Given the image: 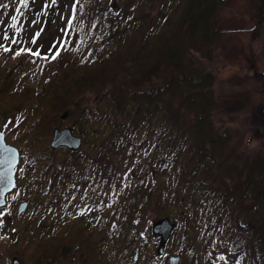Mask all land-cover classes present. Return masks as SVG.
Instances as JSON below:
<instances>
[{"label": "trees", "instance_id": "1", "mask_svg": "<svg viewBox=\"0 0 264 264\" xmlns=\"http://www.w3.org/2000/svg\"><path fill=\"white\" fill-rule=\"evenodd\" d=\"M225 2L0 0V116L14 107L36 144L59 114L81 111L79 150L30 141L20 156L32 216L14 215L8 243L23 259L33 247V264H168L149 245L154 213L176 220L181 264H264V156L218 125L243 102L213 90L227 66L264 93V70L218 23ZM249 2L244 32L257 40L264 0Z\"/></svg>", "mask_w": 264, "mask_h": 264}, {"label": "rangeland", "instance_id": "2", "mask_svg": "<svg viewBox=\"0 0 264 264\" xmlns=\"http://www.w3.org/2000/svg\"><path fill=\"white\" fill-rule=\"evenodd\" d=\"M67 13L68 11L66 12V15ZM254 22L255 16L249 0H226L218 16V23L221 28L230 32L233 31V35L236 36V41L243 40L249 57H253L256 60L258 68L264 70V35H261L259 39L254 40L252 39L250 33L244 32V30L249 29ZM63 27L64 21H62V18L59 17L55 24H53V27L48 29L45 33L46 46H48L56 36L61 34ZM32 42L33 41H31V43ZM234 75V70L232 71L230 67L226 66V68L220 70L218 72V79L215 81L213 86V90L220 101H233L232 99H236L241 100L243 103L240 109L231 113H224L221 116L218 125L223 127V131L225 133L230 130L231 135H233V138L240 149L247 152L258 151L262 156H264V93L261 83L252 78L244 80L240 77L237 78V76L234 77ZM239 79H242V81L240 80L241 82L236 83ZM95 100L96 96L94 94L86 95L83 99L84 105L81 109L87 107L91 103H94ZM13 108L14 107L9 106V110L0 116V130L5 133L6 141L17 147L20 151V155H22L30 141H32V144H35L34 140H32L34 132L31 130L30 126H23L18 112ZM73 110L76 111V109ZM80 113L75 116L69 111L66 118H62L63 114H59L58 121L52 122V126H54L53 131L43 132V135H40L39 138L40 142L35 144L36 148L43 152V154L51 153V141L54 135V130L56 128H73L76 120L79 119ZM37 133H39L38 130ZM11 139L16 140V143H14ZM61 148L64 147H60L58 149ZM46 157L52 158V156ZM20 165L23 166L21 157L20 163L17 167V173L21 171V169L22 172L24 170V167L20 168ZM18 183L19 180L17 178L16 188L7 195L6 205L0 208V225L2 223L0 231L7 230L4 234H1L0 232V264H12L14 257H17L23 264H33L30 262L32 255L31 251L33 248L29 246L30 243L25 245L26 248L31 247L30 249L25 250V253L29 256L27 260L23 259L21 256L23 251L22 247H15V245H10L8 243V236H11L12 228L14 226V215H26L29 218L32 216L31 211L29 210V202L26 211L20 215L18 214L19 205L22 202H27L26 200H22L23 198L21 199V196L23 197V193ZM184 211L185 210H181L180 212L182 216L185 214ZM164 217L169 216H157L154 213H149L145 218V227L149 226L150 229L148 234L151 233V235L155 237L154 241H149V245L152 246L154 244V248L157 253L160 246V236L152 232V227ZM170 220L176 226V220L172 218H170ZM173 234L174 230L165 244V252L163 254L158 253L159 255H166L168 264H170L169 259L171 256L181 255L179 252L180 249L176 248L173 243L175 238V235L173 236ZM173 246L174 249L171 250ZM181 261L179 264H181Z\"/></svg>", "mask_w": 264, "mask_h": 264}, {"label": "water", "instance_id": "3", "mask_svg": "<svg viewBox=\"0 0 264 264\" xmlns=\"http://www.w3.org/2000/svg\"><path fill=\"white\" fill-rule=\"evenodd\" d=\"M68 110L62 115V118H66ZM82 145V139L80 136L75 135L72 128H56L51 141V146L54 149L60 147H66L70 150L77 151ZM11 154L15 155V163L12 169L6 173V175L0 179V208L4 207L7 203V195L12 192L17 186V167L20 163V151L14 145L9 144L6 141V135L0 130V157H7ZM5 171L0 169V172ZM28 202H22L18 207V214H22L26 211ZM174 223L171 222L169 217L162 218L159 222L155 223L152 227V232L160 236V246L158 249L159 254L165 252V244L169 240L173 230ZM139 254V248H136L135 257ZM181 261V255L171 256L169 259L170 264H179ZM12 264H23L17 257L13 258Z\"/></svg>", "mask_w": 264, "mask_h": 264}, {"label": "snow or ice", "instance_id": "4", "mask_svg": "<svg viewBox=\"0 0 264 264\" xmlns=\"http://www.w3.org/2000/svg\"><path fill=\"white\" fill-rule=\"evenodd\" d=\"M15 43V41H13ZM2 47V46H0ZM10 49L4 48V51H9ZM24 49H21L19 52L16 53V55H20L21 52H24ZM30 51V50H29ZM33 55H39V53H32ZM55 57H53L54 59ZM15 163V155L11 154L7 157H0V169H4L5 171L0 172V179H2L7 172H9L12 169V166Z\"/></svg>", "mask_w": 264, "mask_h": 264}, {"label": "bare ground", "instance_id": "5", "mask_svg": "<svg viewBox=\"0 0 264 264\" xmlns=\"http://www.w3.org/2000/svg\"><path fill=\"white\" fill-rule=\"evenodd\" d=\"M137 248H139V247H137ZM139 251H140V248H139Z\"/></svg>", "mask_w": 264, "mask_h": 264}]
</instances>
